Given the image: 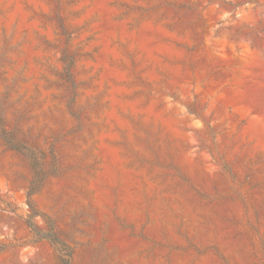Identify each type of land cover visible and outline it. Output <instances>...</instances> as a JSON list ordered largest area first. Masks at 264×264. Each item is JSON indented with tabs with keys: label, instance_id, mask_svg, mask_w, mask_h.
I'll use <instances>...</instances> for the list:
<instances>
[{
	"label": "rangeland",
	"instance_id": "1",
	"mask_svg": "<svg viewBox=\"0 0 264 264\" xmlns=\"http://www.w3.org/2000/svg\"><path fill=\"white\" fill-rule=\"evenodd\" d=\"M0 125V264H264V0H0Z\"/></svg>",
	"mask_w": 264,
	"mask_h": 264
},
{
	"label": "trees",
	"instance_id": "2",
	"mask_svg": "<svg viewBox=\"0 0 264 264\" xmlns=\"http://www.w3.org/2000/svg\"><path fill=\"white\" fill-rule=\"evenodd\" d=\"M2 126V125H0ZM53 160L55 162V157L53 156ZM37 173H35V177L30 183V186L27 191V204L29 208V215L26 218V225L30 231V237L33 242H38L45 240L49 242L58 254V259L60 264H70V253L69 247L60 239L58 232L54 226V223L49 219H45L43 216L39 215L35 210L32 202L29 200L32 195H34L42 186L45 175H41L42 171L39 167ZM36 172V171H35ZM54 174V173H53ZM36 216H40L44 220L45 228H39L35 225L34 219Z\"/></svg>",
	"mask_w": 264,
	"mask_h": 264
}]
</instances>
